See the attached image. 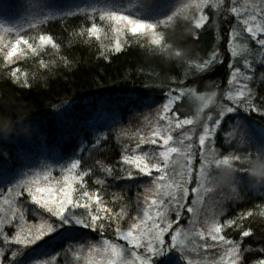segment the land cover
<instances>
[{"label": "snow or ice", "instance_id": "1", "mask_svg": "<svg viewBox=\"0 0 264 264\" xmlns=\"http://www.w3.org/2000/svg\"><path fill=\"white\" fill-rule=\"evenodd\" d=\"M36 4L24 0L27 18L16 23L0 18V77L14 85L32 87L30 63L45 72L61 62L72 68L63 41L46 27L71 18L83 24L69 34V50L95 47L97 59L111 63L146 49L182 78L146 86L159 92L158 104L130 95L129 127L122 110L101 127L69 119L70 100L52 105L59 143L71 154L46 137L31 153L10 152L7 144L32 143L38 130L14 113L0 118V175L16 174L0 184V264H22L30 246L73 224L87 238H68L27 264H264V0H93L67 10ZM180 25L187 29L177 40L171 33ZM206 32L214 33L210 50L186 47ZM49 47L51 62L43 58ZM219 67H226L219 82L202 83ZM186 100L196 104L192 115L182 108ZM113 140L115 158L105 147ZM224 201L240 211L226 219L216 211Z\"/></svg>", "mask_w": 264, "mask_h": 264}, {"label": "trees", "instance_id": "2", "mask_svg": "<svg viewBox=\"0 0 264 264\" xmlns=\"http://www.w3.org/2000/svg\"><path fill=\"white\" fill-rule=\"evenodd\" d=\"M22 1L24 0H0V13L4 12L10 24L27 18L24 16L26 10ZM72 1L68 0L69 7L67 9L85 6L93 2V0H79L77 4L72 5ZM55 2L56 0H37L38 6L42 10L56 8L58 4ZM36 8L38 9L37 5ZM148 15H152V13ZM11 18L15 19L14 22ZM82 24V19L71 18L67 21V25L53 21L46 26L48 34H52L58 42L63 41L61 54L66 55L71 61L73 65L71 69L64 68L61 62L60 66L54 67L52 71L45 72L40 70L35 63H30L27 65L28 70L36 74L35 79L32 80L31 88H21L0 77V118L7 119L8 114L14 113L16 120L24 121L25 126L30 122L39 134L32 143L20 138L16 143L7 144L6 147L10 152L15 154L18 150H23L26 153H31L40 143V137H46L50 147L56 146L61 153L71 154V146L65 147L59 143L62 129L52 108L54 104L70 100L71 103L67 109L69 119H74L80 124L100 123L101 127L112 111L122 110L125 119L123 126L129 127L127 117L128 108L131 106H126V103L130 95H140L143 100L149 102L144 106H151V101L158 104L160 103L157 99L159 92L151 88L146 89V86L160 84L172 76L182 78L179 76V69L166 62L162 63L146 49L127 50L123 54L116 55L111 63L98 60L95 47L78 45L69 50L67 48L69 34L73 30L78 31ZM186 29L187 25H180L171 35L177 40L184 39ZM213 36V32H206L199 42L188 40L186 47L196 54H202L201 49H211L214 43ZM43 58L50 62L55 59L50 47ZM141 71L146 75L141 76ZM130 73H134V75H130ZM225 73L226 67H219L213 75L206 76L202 83L219 82ZM155 106V104L152 105V107ZM195 107V102L191 100H186L182 105L183 110L189 115L194 114ZM138 111L147 112V108L138 109ZM105 147L107 154L115 158L119 151L115 140ZM87 155L86 150L85 157ZM92 155L93 158H96L95 153ZM15 176L14 171L0 175V184L10 182ZM223 194L227 195L226 189ZM216 199L218 200L219 197ZM222 203L223 207H216V211L221 214L227 213L226 219L240 211L235 203L229 204L226 201ZM260 226L261 224L258 222L256 227ZM68 238H74V242L83 240L87 238V231L73 224L67 226L63 232H56L45 237L26 250L20 258L22 264H27L33 259L47 258L53 251L65 244Z\"/></svg>", "mask_w": 264, "mask_h": 264}, {"label": "rangeland", "instance_id": "3", "mask_svg": "<svg viewBox=\"0 0 264 264\" xmlns=\"http://www.w3.org/2000/svg\"><path fill=\"white\" fill-rule=\"evenodd\" d=\"M79 2V0H73L72 1V5L73 4H77ZM241 2H243V0H241ZM55 3H57L58 5H57V7L56 8H51V9H62V10H67V8L69 7V4H68V0H56V2ZM24 4V1H22V5ZM37 5V7H38V10H42V8H40L39 6H38V3L36 4ZM47 10H50V9H47ZM28 15V13H27V11H26V13L24 14V16H27ZM0 18H2V19H4L5 21H7L8 22V19H7V16L4 14V12L3 13H0ZM11 20H12V22H14L13 20H15V19H12L11 18ZM9 23V22H8ZM54 175H58V174H54Z\"/></svg>", "mask_w": 264, "mask_h": 264}, {"label": "clouds", "instance_id": "4", "mask_svg": "<svg viewBox=\"0 0 264 264\" xmlns=\"http://www.w3.org/2000/svg\"><path fill=\"white\" fill-rule=\"evenodd\" d=\"M0 131H3L2 129H0ZM225 175H227V173H225Z\"/></svg>", "mask_w": 264, "mask_h": 264}]
</instances>
